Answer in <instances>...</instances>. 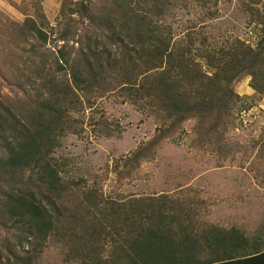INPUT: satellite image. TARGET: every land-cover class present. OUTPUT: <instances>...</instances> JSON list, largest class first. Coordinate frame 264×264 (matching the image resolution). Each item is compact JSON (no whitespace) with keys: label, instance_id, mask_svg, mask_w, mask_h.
<instances>
[{"label":"trees","instance_id":"trees-1","mask_svg":"<svg viewBox=\"0 0 264 264\" xmlns=\"http://www.w3.org/2000/svg\"><path fill=\"white\" fill-rule=\"evenodd\" d=\"M217 6L215 0H63L55 27L38 7L21 23L0 25L10 57L4 67L10 93L0 86V264H37L50 240L68 247V262L80 264L264 257V232L250 239L234 227L199 226V202L182 190L105 196L83 179H65L55 158L61 140L77 134L76 117L110 94L142 103L161 121L156 140L124 162L125 175L185 121L194 120L198 133L209 126L201 137L209 144L224 140L248 100L235 83L249 77L264 98V0L239 6L256 32L254 46L211 33ZM190 8L206 15L189 19L178 34L174 19Z\"/></svg>","mask_w":264,"mask_h":264},{"label":"rangeland","instance_id":"rangeland-1","mask_svg":"<svg viewBox=\"0 0 264 264\" xmlns=\"http://www.w3.org/2000/svg\"><path fill=\"white\" fill-rule=\"evenodd\" d=\"M215 2L218 6L211 12L217 19L208 22L211 33L237 37L254 46L257 35L239 11L242 0ZM62 3L0 0V25L21 23L38 7L49 27H55ZM205 12L190 8L179 13L174 19L178 34L189 19H200ZM2 30L0 27V86L10 93L5 86L9 73L4 69L10 60L6 54L9 46ZM234 91L248 98L245 107L251 106L237 111L224 140L209 144L201 140L209 126L198 133L202 128L194 120L185 121L155 143L130 176L123 174L124 162L156 140L161 121L143 109L142 103L123 100L119 94L97 99L93 108L75 116L80 121L77 134L64 137L55 153L63 165V177L83 179L113 198L175 195L182 190L199 202V226L234 227L254 239L264 232V98L251 88L249 77L236 82ZM67 256V246L50 240L37 264H80L68 262Z\"/></svg>","mask_w":264,"mask_h":264},{"label":"crops","instance_id":"crops-1","mask_svg":"<svg viewBox=\"0 0 264 264\" xmlns=\"http://www.w3.org/2000/svg\"><path fill=\"white\" fill-rule=\"evenodd\" d=\"M262 253H264V251ZM222 264H264V257H259V258L254 257V258L226 262Z\"/></svg>","mask_w":264,"mask_h":264}]
</instances>
